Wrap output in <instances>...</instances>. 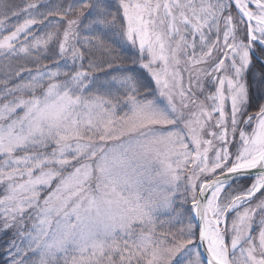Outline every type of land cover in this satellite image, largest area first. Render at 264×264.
I'll use <instances>...</instances> for the list:
<instances>
[{
    "label": "snow or ice",
    "instance_id": "1",
    "mask_svg": "<svg viewBox=\"0 0 264 264\" xmlns=\"http://www.w3.org/2000/svg\"><path fill=\"white\" fill-rule=\"evenodd\" d=\"M0 264H264V0H0Z\"/></svg>",
    "mask_w": 264,
    "mask_h": 264
}]
</instances>
